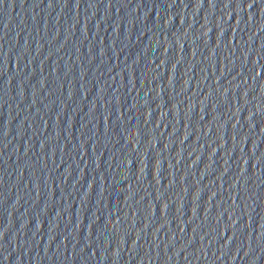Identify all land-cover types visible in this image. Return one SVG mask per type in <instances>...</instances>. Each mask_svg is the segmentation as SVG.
Listing matches in <instances>:
<instances>
[{"label":"water","instance_id":"obj_1","mask_svg":"<svg viewBox=\"0 0 264 264\" xmlns=\"http://www.w3.org/2000/svg\"><path fill=\"white\" fill-rule=\"evenodd\" d=\"M0 264H264V0H0Z\"/></svg>","mask_w":264,"mask_h":264}]
</instances>
